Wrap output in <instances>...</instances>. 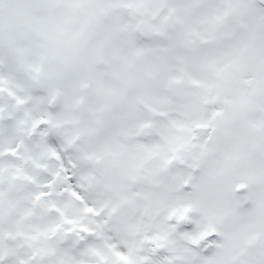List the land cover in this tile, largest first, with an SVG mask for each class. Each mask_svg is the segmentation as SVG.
Segmentation results:
<instances>
[{
  "label": "snow or ice",
  "instance_id": "6c2138e0",
  "mask_svg": "<svg viewBox=\"0 0 264 264\" xmlns=\"http://www.w3.org/2000/svg\"><path fill=\"white\" fill-rule=\"evenodd\" d=\"M0 264H264V0H0Z\"/></svg>",
  "mask_w": 264,
  "mask_h": 264
}]
</instances>
